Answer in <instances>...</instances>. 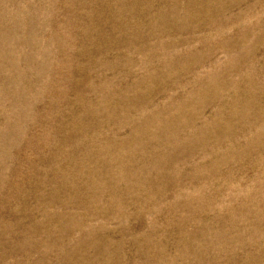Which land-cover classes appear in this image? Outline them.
Wrapping results in <instances>:
<instances>
[{"label":"rangeland","instance_id":"obj_1","mask_svg":"<svg viewBox=\"0 0 264 264\" xmlns=\"http://www.w3.org/2000/svg\"><path fill=\"white\" fill-rule=\"evenodd\" d=\"M0 264H264V0H0Z\"/></svg>","mask_w":264,"mask_h":264}]
</instances>
